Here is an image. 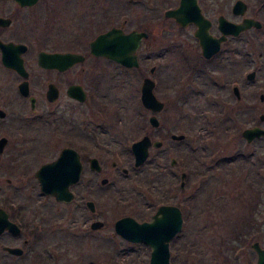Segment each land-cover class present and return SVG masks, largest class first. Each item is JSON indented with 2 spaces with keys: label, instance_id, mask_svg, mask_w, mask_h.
I'll return each mask as SVG.
<instances>
[{
  "label": "flooded vegetation",
  "instance_id": "1",
  "mask_svg": "<svg viewBox=\"0 0 264 264\" xmlns=\"http://www.w3.org/2000/svg\"><path fill=\"white\" fill-rule=\"evenodd\" d=\"M195 4L203 24L191 20L183 27L165 17L168 10L179 7L180 0H170L166 6L156 0L151 9L146 0H0V264H150V246L123 239L114 224L122 217L150 222L161 207L177 208L182 219L181 229L169 241L167 264H264V0H196ZM134 5L139 14L132 20ZM160 10L178 33L188 32L183 43L189 49L190 95L195 100L219 97L223 109L236 115V160L254 194L253 201L243 205L247 213L234 237L236 247L233 253H170V243L182 230L183 210L195 200V188L185 171L193 157L184 158L177 176V160L166 163L158 154L160 160L152 162L147 179L154 183L151 189H158L156 203L152 208L145 205L147 215L137 214L139 219L126 215L113 223L115 235L144 251L105 253L104 261L97 259V253H67L71 237L88 238L104 227L99 203L113 181L104 176L108 171L101 161L115 156L133 162L131 169L119 170L111 163V178L120 181L148 164L151 150L162 149L163 142L148 135L161 146L151 145L145 163L136 167L131 150L135 141L127 150L115 146L107 121L110 86L107 91L105 85L114 77L116 65L139 69L140 53L150 36L147 22L157 21ZM148 12H153L150 21ZM112 29L147 34L136 50L137 67L92 52L91 43ZM40 53H74L82 60L65 69L54 66L53 60L42 67ZM101 100L107 101V108ZM64 101L68 104L56 108ZM197 108L203 115L207 111L206 106ZM59 118L74 129L75 145L66 141L53 148L32 137L36 124ZM222 125V135H229L226 120ZM64 149L75 152L80 166L77 179H61L71 194L69 201L44 192L41 186V178L51 173L41 168L54 163ZM97 222L102 226L95 229ZM75 226L82 233H75ZM87 227L89 233L83 230Z\"/></svg>",
  "mask_w": 264,
  "mask_h": 264
},
{
  "label": "rangeland",
  "instance_id": "2",
  "mask_svg": "<svg viewBox=\"0 0 264 264\" xmlns=\"http://www.w3.org/2000/svg\"><path fill=\"white\" fill-rule=\"evenodd\" d=\"M161 1L166 6L170 0ZM146 3L150 9L156 6V0H146ZM138 14L139 9L134 5L132 20ZM150 14L153 12H148L149 21L152 19ZM147 28L150 36L141 50L139 69L126 70L116 65L112 71L114 77L105 82L107 91L110 86L109 99L112 101L108 107L107 101L101 100V105L108 107L107 121L112 125L111 135L116 147L127 150L132 141L147 134L163 142L162 153L151 150L149 163L120 181L111 178V163L115 162L119 170L121 167L131 169L133 162L115 156L101 161L104 170L108 171L104 176L113 181L106 193L101 191L99 220L104 222V227L88 238H69L67 253H97V259L104 261L106 258L102 257L105 253L144 251L141 246L127 243L115 235L113 223L126 215L139 219L137 214L147 215L143 210L145 205L154 206L158 189H151L153 182L147 179L150 178L148 170L153 161L160 160L159 155L166 163L171 159L177 160L174 168L177 176L184 158L193 157L192 165H187L185 171L190 185L195 188V200L183 210L182 230L178 239L170 243V253H233L238 225L247 213L243 205L250 204L254 198L248 187L249 181L243 179L245 172L242 174L239 171L236 160V115L223 109L219 97L195 100L190 95L187 70L189 49L183 43L188 36L187 31L178 33L175 24L164 18L162 10L157 21L147 22ZM152 67L155 69L150 73ZM144 77H150L155 82L154 94L164 102V108L156 113L160 121L157 129L149 125L151 113L140 102V86ZM64 104L68 102H59L56 108ZM199 106L207 107L204 115L199 112ZM224 120L231 130L227 136L222 135ZM73 130L59 118L50 123L36 124L32 137H39L42 144L49 142L53 148L61 147L66 141L75 145ZM171 134H183L185 138L171 140ZM187 192L185 189V194ZM73 230L82 233L80 226H75ZM83 230L89 233L88 227Z\"/></svg>",
  "mask_w": 264,
  "mask_h": 264
},
{
  "label": "water",
  "instance_id": "3",
  "mask_svg": "<svg viewBox=\"0 0 264 264\" xmlns=\"http://www.w3.org/2000/svg\"><path fill=\"white\" fill-rule=\"evenodd\" d=\"M196 0H180V5L175 10H168L165 13L166 18H173L177 24L185 27L191 20H197L198 25H202V18L199 9L195 4ZM192 12L194 14H192ZM146 33L132 31L129 34L123 33L119 29H112L109 32L100 35L91 43L93 53H99L110 58L125 67H137L136 50L142 38H146ZM205 47L203 46V49ZM206 55V53H205ZM51 60L54 66L61 69L70 67L82 60L80 55L74 53L66 54H39V64L42 67L50 66ZM154 67L150 69L153 73ZM154 81L150 77H145L141 84L140 101L142 106L151 111L148 118L151 127L159 126V120L156 113L164 108V103L160 101L153 92ZM72 94V92H69ZM174 140H182L184 135H172ZM3 143V142H2ZM1 144V142H0ZM153 145L155 148L161 146L160 141L152 142L148 135H144L135 141L132 146L134 156V165L139 167L145 163L149 157V148ZM65 167V168H64ZM50 171L45 178H41L42 190L46 193L56 196L59 200H70L71 194L66 185L61 183L63 176H69L70 180L77 179L80 166L76 154L72 149L62 150L60 157L52 164L45 165L40 171ZM67 189V191H66ZM1 219V218H0ZM0 220V225H1ZM182 219L180 212L174 207H161L153 215L150 222L139 223L131 217H122L115 221V233L125 240L131 242H145L151 248L150 264H167L169 256V241L181 229ZM102 226L101 222L95 223L93 228Z\"/></svg>",
  "mask_w": 264,
  "mask_h": 264
}]
</instances>
